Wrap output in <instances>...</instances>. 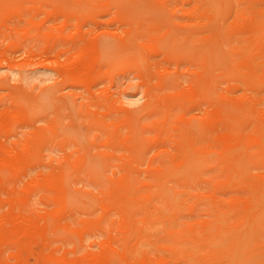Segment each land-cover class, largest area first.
<instances>
[{
	"label": "rangeland",
	"instance_id": "obj_1",
	"mask_svg": "<svg viewBox=\"0 0 264 264\" xmlns=\"http://www.w3.org/2000/svg\"><path fill=\"white\" fill-rule=\"evenodd\" d=\"M0 264H264V0H0Z\"/></svg>",
	"mask_w": 264,
	"mask_h": 264
},
{
	"label": "bare ground",
	"instance_id": "obj_2",
	"mask_svg": "<svg viewBox=\"0 0 264 264\" xmlns=\"http://www.w3.org/2000/svg\"><path fill=\"white\" fill-rule=\"evenodd\" d=\"M253 255V254H252ZM254 255H256V254H254ZM258 260V259H257Z\"/></svg>",
	"mask_w": 264,
	"mask_h": 264
}]
</instances>
